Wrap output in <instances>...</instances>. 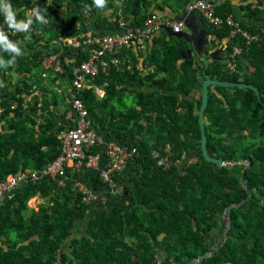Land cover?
<instances>
[{
  "label": "trees",
  "instance_id": "trees-1",
  "mask_svg": "<svg viewBox=\"0 0 264 264\" xmlns=\"http://www.w3.org/2000/svg\"><path fill=\"white\" fill-rule=\"evenodd\" d=\"M241 1L247 3L244 8L253 20L241 21V26L261 33L257 41L247 45L241 35L230 36L231 26L215 28L201 17L204 36L210 39L204 61L182 58L189 43L162 32L145 53L135 44L121 48L119 68L111 66L90 78L93 85L108 82L100 97L93 87L77 92L73 86V69L90 59L91 50L75 48L66 40L89 31L85 28L89 15L97 10L92 0H51V5L47 0H9L17 19H26L37 6L47 7L48 24L34 21L28 33L6 32L23 47V55L13 66L0 69V81L6 85L0 87V181L27 169L43 170L60 155V133L67 128L61 119L71 107L57 108L67 106L71 92L83 101L90 127L104 140L87 148V154L115 141L127 147L131 170L114 206L98 211L85 234L75 236L76 221L88 216L87 194L68 186L62 194L54 193L49 176L29 180L11 199L0 201V264H192L211 250L222 232L225 208L249 194L247 201L231 209V226L222 246L198 264H264V107L253 89L209 86L208 152L235 164L208 161L201 149L204 79L254 84L264 101V9ZM116 2L108 0L115 12ZM152 2L120 3L126 19L134 16L136 27L152 13L147 12ZM85 6L90 8L86 14ZM215 9L224 18L233 13L230 0ZM97 27L105 33L116 29L117 22L103 17ZM217 41L224 46L220 58H231L233 46L240 45L233 72L210 57L220 46ZM55 53L62 71L43 63ZM0 55L10 59L2 50ZM33 85L43 93L42 106L35 98L26 100ZM117 172L113 180L121 181ZM243 176L248 188L242 185ZM93 181L94 188L105 184L100 175ZM36 195L47 201L32 211L29 201Z\"/></svg>",
  "mask_w": 264,
  "mask_h": 264
},
{
  "label": "built area",
  "instance_id": "built-area-1",
  "mask_svg": "<svg viewBox=\"0 0 264 264\" xmlns=\"http://www.w3.org/2000/svg\"><path fill=\"white\" fill-rule=\"evenodd\" d=\"M252 7L264 9V4L261 0H249ZM190 9L195 10L200 17L204 18L209 25L219 28L223 24L232 27L230 36L241 35L247 45L257 41L261 33H252L250 30L241 26V21L235 15L228 14L225 18L216 13V5L213 1L208 0H193L188 4ZM111 21L117 22V28L105 33L87 31L79 32L72 35L66 40L75 48L84 46L91 50V57L87 61H83L80 65L73 69L74 79L73 86L76 91L83 88L95 89V93L102 97L105 94L104 88L108 85L106 81L102 86L93 85L90 82L91 77H95L101 70L105 71L111 66L120 67L122 63L118 56L119 50L123 47H130L132 44L138 49L146 47V41L153 35L166 30H172L179 33L184 28V22L178 21L172 17H163L156 12H152L144 21L142 26L132 27L128 19L124 15V9L120 7ZM6 28L5 32L16 34L18 32L11 31L5 21L0 22V29ZM31 31V29H30ZM29 31V32H30ZM264 33V29H263ZM236 43L227 63L228 69L233 72L236 67L237 56L241 53V47ZM109 56V61L103 58ZM227 58V57H226ZM68 61V59H66ZM46 67H53L55 70L62 71V60L57 54L46 57L44 60ZM70 91V90H69ZM58 92H61L58 89ZM78 92V91H77ZM73 101L71 103V111L69 118L74 121L71 125L60 133L62 139V147L60 155L50 163L45 169L36 171L27 169L22 172L10 174L6 180L0 181V201L5 198L11 199L18 191L21 184H26L29 180L37 181L43 176H49L51 179L61 178L67 174L66 166L69 160L82 159L88 156V165L95 166L98 161L96 154H87V148L96 146L104 142L103 137L98 132L90 127V119L87 108L83 101L75 92H71ZM74 97H76L74 99ZM35 98V102L39 106L43 104V93L37 85H33L30 94L26 97L29 102ZM27 107V104L25 105ZM105 151L110 160L108 169L102 172V178L113 185L112 174L119 171L127 162L129 156L127 147L120 146L115 141H110L105 144ZM166 162V160H165ZM167 165V164H166ZM86 194V190L84 189ZM91 195H86L84 200H89Z\"/></svg>",
  "mask_w": 264,
  "mask_h": 264
},
{
  "label": "crops",
  "instance_id": "crops-1",
  "mask_svg": "<svg viewBox=\"0 0 264 264\" xmlns=\"http://www.w3.org/2000/svg\"><path fill=\"white\" fill-rule=\"evenodd\" d=\"M152 1L153 2L151 4H149V6H148V10H147L148 13L152 11V12L158 13L159 15H161L163 17L168 16V17L174 18L175 16H177L178 14L181 13L182 5H183L185 0L181 4H179V0H152ZM191 1H193V0H190L189 3ZM223 1H225V0H219V2H217L218 5L223 3ZM120 2H121V0H117V2H116L117 8L119 6H121ZM230 2L232 3L233 14L235 15V17L237 19H239L242 22L250 21L251 18L247 15V10H245V8H244L247 5L246 2H242L241 0H230ZM116 13L117 12H115V9L109 5H107V8H105L103 10L97 9L95 12H93L89 15V22L87 23L85 28H87L88 30H93L94 32L95 31L98 32V31H100V29L97 27V20L99 18H103V17H107L110 19V18L114 17V15ZM133 20H134V16H130V18H129V22L131 23L130 25L135 28V26H133V24H132ZM251 21H253V20L251 19ZM254 22L259 23V21H254ZM184 29L189 31V29H186L185 24H184ZM163 32H166V31H163ZM161 33H158V34H161ZM158 34H155V35H158ZM155 35L151 36L146 41V44H147L146 47L143 49H140L142 52L145 53L147 50V47L149 48V46L153 45ZM217 43H219L218 45H220V41H217ZM57 45H59V43H57ZM20 47L22 48V51H23V47L22 46H20ZM223 47L224 46L220 45L218 47V49L211 50V52L219 51V50L223 49ZM187 48H190V44ZM63 51H65L64 48H63ZM222 52H223V50H222ZM193 53H194V55L192 57L195 58V61L198 64H200L202 61H204L206 59L205 55L201 59H199L198 53L194 52V50H193ZM221 53L219 54V56L221 55ZM55 54L59 55L58 53H55ZM103 59L108 62L109 56H105ZM150 70L153 71V68H151ZM59 89L61 90V92L63 91V88H59ZM64 90H66V89L64 88ZM68 91L69 90L67 89L66 92H68ZM104 91H105V88H104ZM194 96H196V92L194 93ZM67 101H68V104L66 107H59V108H57V110L66 111L67 108L69 109L71 107V103L73 101L72 94L67 95ZM43 102H44V97H43ZM70 111H71V108L69 109V111H67V113H66L67 115H65V117L61 119V124L65 125V126H69L74 122V121H71V119L69 118ZM96 155L98 156V161H97V164L95 166L88 165V163H87L88 156L87 155L80 160L79 159L69 160V162L67 163V166H66L67 174L61 178L59 177V178L53 179L54 180L53 185L56 188L54 193L58 192V193L62 194L64 191V188H66L68 186V187H72L73 189H76V190H83L84 191V189H85L86 194L91 195L89 200H87V201L85 200L87 203H89L88 214H87L88 216L85 220L78 219L76 221V224L74 227V230L76 232L73 234V236H75L77 234H79V235L83 234V233L85 234L86 229H87V223L91 217H93L100 210L111 209V207L114 206V204L116 202V198H115L116 193L119 192V190H122L124 188L122 186L121 182L127 180L128 175H129L130 170H131V168H130L131 166L128 163H126L117 172L118 178L121 181L114 180L113 185H111L104 180L105 184L103 186L98 187V188H94L93 186L95 185V182L93 181V176L100 175V177L102 178V176H101L102 172L104 170L108 169V167L110 165V160H109V158L106 154V151H105V145H103L99 148ZM86 183H90L91 188H88ZM116 183H117V185H116ZM22 186H24L23 183L21 184V186H19L18 190H20L22 188ZM6 199L7 198H5L4 200H6ZM45 201H47V199L42 198L39 195H36L35 197H33L29 201V206H30L32 211L38 210L39 207L43 203H45Z\"/></svg>",
  "mask_w": 264,
  "mask_h": 264
},
{
  "label": "water",
  "instance_id": "water-1",
  "mask_svg": "<svg viewBox=\"0 0 264 264\" xmlns=\"http://www.w3.org/2000/svg\"><path fill=\"white\" fill-rule=\"evenodd\" d=\"M190 0H185L183 5H182V11L180 14L175 16L174 18L178 21H183L186 29L188 30H183L179 33H175L172 30H166V33L171 36H175L177 38H183L185 41H187L190 44V48L186 49L185 51L181 52L182 58H190L194 55V52L198 53V58L201 59L204 54H205V48L207 45L210 44V39L209 37L204 36V24L199 17V14L188 7V3ZM208 1H213L214 4L217 6L219 0H208ZM223 49L219 51H214L210 52V57L212 59H219L222 63L227 64L229 62L228 58H220L219 54L222 52ZM210 85H221V86H226V87H247L251 88L256 92L257 98L264 107V101L262 99L261 92L257 86L251 83H246V82H235V81H229V80H219V79H204L203 81V89H202V105L200 108L199 112V123H200V128H201V149L204 157L206 160L217 163L219 165H233L235 162H228L223 159H220L216 157L215 155H210L208 152L207 148V134H206V128H205V110L208 106V101H209V86ZM76 97H74L75 99ZM249 162L247 161V165ZM242 185L245 188H248V179L245 178L244 176L241 178ZM250 194L248 195L247 198L240 202H235L230 204L225 208L224 214H223V221H224V228L222 232L219 234V236L216 238L215 242L213 243L211 250L203 253L202 255H199L196 257L193 261L192 264H198L200 263L205 257L214 255L219 248L222 246L223 241L228 237V231L231 226V209L233 207L239 206L243 204L245 201H247L250 198Z\"/></svg>",
  "mask_w": 264,
  "mask_h": 264
},
{
  "label": "clouds",
  "instance_id": "clouds-1",
  "mask_svg": "<svg viewBox=\"0 0 264 264\" xmlns=\"http://www.w3.org/2000/svg\"><path fill=\"white\" fill-rule=\"evenodd\" d=\"M47 3L48 5H51V0H47ZM92 3L96 9L103 10L107 8L108 0H92ZM120 7L122 6H119V8ZM82 10L86 14L88 11H90V8L85 6ZM0 14L3 15L5 23L13 32L28 33L34 21L44 25L48 24V19L46 18L47 7L41 10V7L37 6L31 9L26 19H17V13L9 0H0ZM0 50H2L4 53H8L10 56V59H5L2 55H0V69L6 70L9 67L13 66L16 62V58L23 55L22 48L19 46V44L9 39V36L3 29H0ZM5 86L6 85L2 81H0V87Z\"/></svg>",
  "mask_w": 264,
  "mask_h": 264
},
{
  "label": "rangeland",
  "instance_id": "rangeland-1",
  "mask_svg": "<svg viewBox=\"0 0 264 264\" xmlns=\"http://www.w3.org/2000/svg\"><path fill=\"white\" fill-rule=\"evenodd\" d=\"M28 37H30V36H28ZM84 234V233H83ZM80 235H82V234H80Z\"/></svg>",
  "mask_w": 264,
  "mask_h": 264
}]
</instances>
